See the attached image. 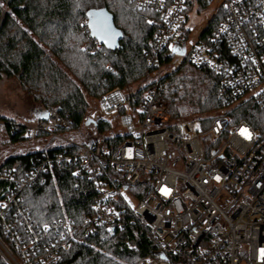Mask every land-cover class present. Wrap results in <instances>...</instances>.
Instances as JSON below:
<instances>
[{
	"label": "built area",
	"instance_id": "built-area-1",
	"mask_svg": "<svg viewBox=\"0 0 264 264\" xmlns=\"http://www.w3.org/2000/svg\"><path fill=\"white\" fill-rule=\"evenodd\" d=\"M131 2L137 9L161 14L150 21L156 28V44L148 57L151 76L141 86L139 101L134 103L135 92L130 87H116L101 97L97 111L84 118L81 128L71 127L55 110L33 123L0 120V135L14 145L23 139L53 137L62 145L52 149L66 148L39 160L23 183L46 171L47 164L76 165L75 177L97 183V198L84 217L86 235L125 229L129 221L125 210L130 209L150 228L151 238L159 245L156 255L145 256L139 264H264V0H218L197 40L191 38L189 21L183 29L187 0ZM220 10L218 26L203 37ZM167 50L185 57L171 70L163 62ZM185 61L219 77L218 99L223 106L211 111L206 123L195 117L173 121L168 102L159 96L165 75ZM243 109L261 115L249 122L241 118ZM101 120L126 130L120 146L113 148L98 136ZM90 123L93 130L88 133L82 127ZM20 125L21 140L12 141ZM242 129L252 138L246 139ZM73 132L76 136H67ZM180 144L186 160H179L178 151H172ZM73 148L79 152L74 153ZM105 171L111 173L104 175ZM9 175L4 171L0 181ZM10 181L17 180L11 177ZM142 181L147 190L140 198L142 190L134 195L130 189ZM19 185L16 182L15 189ZM15 189L8 195L12 202L19 195ZM133 199L138 200L137 205ZM8 204V200L0 203L1 213ZM18 212L25 216L23 209ZM25 227L31 233L29 245L22 244L23 238L6 225L22 256L19 259L0 240L7 264H56L60 253L70 248L67 237L76 230L71 220L56 224L60 245L33 261L29 252L40 251L41 236L28 223ZM55 242L52 239L51 246ZM45 249L49 251L50 245Z\"/></svg>",
	"mask_w": 264,
	"mask_h": 264
},
{
	"label": "trees",
	"instance_id": "trees-1",
	"mask_svg": "<svg viewBox=\"0 0 264 264\" xmlns=\"http://www.w3.org/2000/svg\"><path fill=\"white\" fill-rule=\"evenodd\" d=\"M210 4V0H187L183 29L190 13L195 10L201 13ZM102 7L115 16V24L124 34L117 50L102 45L90 35L86 12ZM222 14L220 10L219 15L213 17L203 37L216 29ZM160 17L154 10L137 9L131 0H0V80L17 79L22 89L41 104L43 112L39 117L55 110L71 127L80 128L89 112V98L100 100L116 87H132L150 78L152 68L148 57L156 44V28L150 21ZM173 56V52L167 50L163 62L169 63ZM218 84L219 77L211 70L185 61L176 71L165 75L158 93L168 102L173 121L193 116L206 123L211 111L223 106L218 99ZM134 92L136 104L143 88L138 86ZM242 112L241 118L249 122L261 115L246 109ZM2 119L11 121L0 116ZM113 127L111 121L101 120L97 124L98 136ZM22 128L17 126L18 133L11 137L12 141L21 140L18 134ZM104 139L113 148L125 140L122 135ZM65 149L12 155L0 165V174L10 172L7 180L0 181V203L9 202L3 213L0 209V240L4 245L22 259L6 225L23 238L22 244L29 245L31 233L25 227L28 223L41 236L40 251H30V259L46 257L60 245L55 225L71 220L76 230L67 237L70 248L60 253L56 264H139L145 256L156 255L159 245L151 238L150 228L130 209L125 210L129 218L125 229L115 234L99 231L86 235L84 217L91 213L97 198V183L88 177H75L76 165L47 164L46 171L23 183L39 160L53 156L55 150L65 152ZM71 151L78 153L79 149ZM109 173L105 171L104 175ZM11 177L21 183L16 189ZM137 188L139 192L142 190V195L138 194L143 198V190H147L145 182H140ZM10 189L19 193L14 202L8 199ZM19 209H23L25 216L19 214ZM52 239L56 241L53 246ZM48 245L49 251L45 249ZM0 264H7L1 252Z\"/></svg>",
	"mask_w": 264,
	"mask_h": 264
},
{
	"label": "rangeland",
	"instance_id": "rangeland-1",
	"mask_svg": "<svg viewBox=\"0 0 264 264\" xmlns=\"http://www.w3.org/2000/svg\"><path fill=\"white\" fill-rule=\"evenodd\" d=\"M219 5L218 0H214L207 10L198 13L196 10L189 15V28L191 29V38L197 40L200 35V31L206 27L213 13L216 11ZM185 57L181 55H174L173 59L166 64L167 70H171L174 66H177L179 62L184 61ZM148 81V80H147ZM144 83H137L130 87L131 91H135L138 86L141 87ZM90 108L87 116L91 113H95L98 109L99 100L90 99ZM43 112V108L39 102H36L32 96L22 89L19 82L15 78H3L0 80V116L4 118H12L15 120H21L22 122H30L39 114ZM193 117V116H191ZM190 118V117H189ZM188 119V118H185ZM113 129L102 137H110L113 135H122L126 133V130L121 126L114 124ZM81 128V127H80ZM86 132H91L93 126L91 123L86 127H82ZM67 136H76V134L68 133ZM62 141L53 137L44 138L40 137L36 141H30L29 139H23L19 141L18 145L10 143L7 137L0 135V163L4 162L5 158L26 152L35 151L37 148L40 150L52 149L55 146H61ZM172 151H178L179 160H186V152L182 145L174 146ZM171 151V152H172ZM137 187L131 188L130 193L138 195ZM134 205H137L138 200L133 199ZM247 264V263H242Z\"/></svg>",
	"mask_w": 264,
	"mask_h": 264
},
{
	"label": "water",
	"instance_id": "water-1",
	"mask_svg": "<svg viewBox=\"0 0 264 264\" xmlns=\"http://www.w3.org/2000/svg\"><path fill=\"white\" fill-rule=\"evenodd\" d=\"M89 13H103V15L107 17L108 24H109L112 32L117 34L115 36L114 46L110 47L107 43H105V41L103 39H101L99 37V35L94 34V29L92 27V22H93L94 17L89 16ZM86 16H87V20H88L87 25L89 27L91 37H93L94 39H97L102 45H104V46H106L108 48H111L112 50H117V49H119L121 47V41L124 38V34L116 26V24H115V16L106 7L89 9L86 12ZM161 256L165 257L163 254H161Z\"/></svg>",
	"mask_w": 264,
	"mask_h": 264
},
{
	"label": "snow or ice",
	"instance_id": "snow-or-ice-1",
	"mask_svg": "<svg viewBox=\"0 0 264 264\" xmlns=\"http://www.w3.org/2000/svg\"><path fill=\"white\" fill-rule=\"evenodd\" d=\"M225 7H227V5H225ZM89 16L94 17L92 22L94 34L99 35V37L103 39L110 47L114 46V40L117 34L112 32L108 24L107 17L104 16L103 13H89ZM173 50L176 51V49ZM241 134L245 135L246 139L252 138V134L248 132L247 129H242ZM109 231L111 230L109 229Z\"/></svg>",
	"mask_w": 264,
	"mask_h": 264
},
{
	"label": "crops",
	"instance_id": "crops-1",
	"mask_svg": "<svg viewBox=\"0 0 264 264\" xmlns=\"http://www.w3.org/2000/svg\"><path fill=\"white\" fill-rule=\"evenodd\" d=\"M38 118H40V117H36L34 120H32V121H30V122H27V123H33V122H35ZM18 120V119H17ZM18 121H21V120H18ZM22 122V121H21ZM25 123V122H24ZM6 159V158H5ZM3 163V162H2ZM2 163H0V165L2 164Z\"/></svg>",
	"mask_w": 264,
	"mask_h": 264
}]
</instances>
